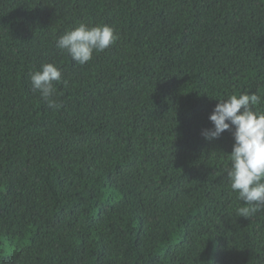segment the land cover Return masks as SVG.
<instances>
[{
  "label": "trees",
  "instance_id": "16d2710c",
  "mask_svg": "<svg viewBox=\"0 0 264 264\" xmlns=\"http://www.w3.org/2000/svg\"><path fill=\"white\" fill-rule=\"evenodd\" d=\"M80 23L117 35L83 66L56 46ZM244 92L264 96V0H0V264H264L233 131L201 135Z\"/></svg>",
  "mask_w": 264,
  "mask_h": 264
},
{
  "label": "clouds",
  "instance_id": "9594fccd",
  "mask_svg": "<svg viewBox=\"0 0 264 264\" xmlns=\"http://www.w3.org/2000/svg\"><path fill=\"white\" fill-rule=\"evenodd\" d=\"M116 40L115 29L110 25L80 23L59 35L56 46L83 66L92 60L94 53L104 52ZM30 82L33 91L39 93L49 109L55 112L63 107L56 98V84L67 86L68 82L58 66L42 64L30 75ZM219 101L209 116L213 127L203 129L201 135L212 141L226 130L233 131L234 144L225 171L231 189L238 193L237 199L245 205L236 209L237 215L248 218L264 210V111H261L264 96L244 92Z\"/></svg>",
  "mask_w": 264,
  "mask_h": 264
}]
</instances>
